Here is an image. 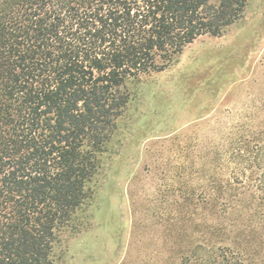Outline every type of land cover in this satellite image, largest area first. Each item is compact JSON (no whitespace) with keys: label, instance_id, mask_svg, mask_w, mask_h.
<instances>
[{"label":"trees","instance_id":"obj_1","mask_svg":"<svg viewBox=\"0 0 264 264\" xmlns=\"http://www.w3.org/2000/svg\"><path fill=\"white\" fill-rule=\"evenodd\" d=\"M246 6L0 0V264H57L59 234L88 200L130 102L127 83L222 36ZM237 130L203 169L211 186L195 201L220 224L180 250L181 264H264V120Z\"/></svg>","mask_w":264,"mask_h":264},{"label":"rangeland","instance_id":"obj_2","mask_svg":"<svg viewBox=\"0 0 264 264\" xmlns=\"http://www.w3.org/2000/svg\"><path fill=\"white\" fill-rule=\"evenodd\" d=\"M127 91L88 200L59 234L57 264H181L180 250L220 224L195 201L229 133L264 120V0H247L222 36L200 37Z\"/></svg>","mask_w":264,"mask_h":264}]
</instances>
